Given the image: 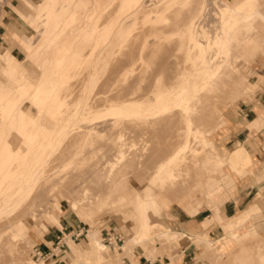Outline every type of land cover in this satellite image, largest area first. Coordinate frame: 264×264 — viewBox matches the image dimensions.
<instances>
[{
	"label": "rangeland",
	"instance_id": "rangeland-1",
	"mask_svg": "<svg viewBox=\"0 0 264 264\" xmlns=\"http://www.w3.org/2000/svg\"><path fill=\"white\" fill-rule=\"evenodd\" d=\"M28 1L31 3V0H0V19L12 4L24 15L30 14L24 17L17 12L30 28L26 18L37 24L35 29H29L30 37L26 38L29 49L34 46L33 56L27 51L25 56L14 42V53L23 62V65H19L16 80L36 85L43 79L46 70H52L54 75L51 83L56 85V89L43 112L30 103L22 106L23 111L42 123L45 129L35 141L33 153L27 162L19 166L16 174L0 161V177L8 176L4 181L0 180V264H45L33 256L36 248L33 247V234L53 225L61 228L59 219L63 216L80 224L81 228L90 229L89 232L98 230L93 235L91 249L93 253L95 239L104 244V252L107 253L104 256L108 260L101 264H114L110 254L120 255L116 245L111 248L105 245L108 237L102 240L104 235L100 229L108 228L109 224L116 226L125 236V243L120 245L123 255L130 253L136 245H141L147 256L168 253L169 236L165 239L162 232L152 231L151 236L143 233L140 242L133 245V233H142V227L128 220L130 214L135 212L130 205H125L123 209L103 210L90 221L73 209L67 197L71 191H77V196L87 188L90 189L87 193L92 196L89 198L98 194V180L102 179L98 175L96 177V169L100 168L101 171L107 160L113 159L114 152L118 153L115 148L119 141L124 144L122 150L126 163H129V172L123 174L122 178H129L127 180L136 188H143L147 181L144 174H149L150 179L153 167L158 165L154 163H159L162 152L176 148L179 140L183 139L180 133L183 132L181 114L184 116V113L176 107V99L186 90L179 107L186 104L192 106L188 113L193 116L195 129L205 136L208 146L199 143L198 139L192 141L202 151V157L190 162L184 173H179L178 178L183 186L171 188L173 182L164 179L166 188L162 189L157 183L153 189H147L146 196L149 198L154 194L159 203L165 202L164 206L159 204L156 208L151 202L148 214L153 217L171 205L183 207L189 204L187 196L196 188H192L193 184L197 185L199 191L207 180L202 167L211 164L206 169L208 173L210 169L214 172L224 165L213 152L210 139L214 142L224 110L252 92L248 88L249 69L258 56L264 55V20L247 22L242 16L239 17L231 28V41L223 55L211 60L217 50L214 45L213 49L204 50L208 45L205 36L209 33L213 37L219 32L220 6L228 4L236 8L241 5L240 2L55 0V12L45 13L44 6L51 0H32L34 5L43 2L40 12L32 10ZM257 2L244 0L246 10L254 13L255 8L258 10ZM15 19L22 24V21ZM44 20L46 25L42 26ZM250 39L252 44L248 46L247 41ZM210 65L214 69L220 67L218 74L214 72L215 76L206 74ZM212 76L215 79L221 77L217 84L209 85L194 102L193 97L202 91ZM0 81L6 82L1 74ZM1 82L0 88L7 89ZM156 94L161 96L156 99ZM160 102L169 104L168 113L161 112ZM138 107L141 108L140 119L134 122L128 120V113ZM112 110L123 113V117L112 120ZM7 121L0 112V151L9 136L8 131L15 134L12 129L14 126H9L5 123ZM121 136L122 141L119 140ZM12 140L13 136L10 135L9 141ZM14 143L19 145V142ZM214 146L221 154L215 143ZM163 159L164 163L158 166L162 168V173H154L157 182L158 176L164 177V169L167 172L170 168L166 161L170 159L169 156ZM13 174L17 176L12 179ZM178 180L174 179L175 182ZM110 181L114 184L115 177ZM155 220L158 218L152 219L154 223ZM27 227V236L24 238ZM17 234L23 239H16ZM156 243L160 244V249L154 248L153 244ZM233 259L230 254L228 263L231 264Z\"/></svg>",
	"mask_w": 264,
	"mask_h": 264
},
{
	"label": "crops",
	"instance_id": "crops-1",
	"mask_svg": "<svg viewBox=\"0 0 264 264\" xmlns=\"http://www.w3.org/2000/svg\"><path fill=\"white\" fill-rule=\"evenodd\" d=\"M223 1L230 4L240 2V6L244 5V0ZM258 3V10L255 8L254 13L264 17V0H258ZM28 4L32 10L40 12L41 5H34L32 0L31 3L28 1ZM17 12L23 14L20 9L11 4L0 19V74L6 79L5 83L0 82L7 88H0V112L8 120L5 123L14 126L12 129L15 133L8 131V135H12L13 140L10 142L9 136L7 137L0 151V161L6 164V168H12L16 174L19 166L24 165L33 153L35 141L39 135L45 132L44 125L26 114L22 106L30 103L43 112L56 89V85L51 83V77L54 75L52 70H46L43 73V79L41 78L36 85L16 80L19 65L21 63L23 65V62L19 61L14 53L16 50L13 47L14 42L25 56L26 51L33 56L34 46L32 45L29 49L26 38L30 37L29 29L37 25L35 21L26 18L30 28ZM23 16L28 17L30 14H23ZM15 18L22 21V24ZM10 60L19 64L12 74H10L11 66L8 64ZM225 64L226 61L224 66ZM249 70L251 74L248 88L252 92L224 110L221 123L217 126L214 142L210 139L213 152L218 161L224 165L215 169L214 172L210 169L207 173L206 169L210 168L211 164H205V168H202L205 172L204 178L207 180L199 191H197V185L193 184L192 188H196L187 196L190 205L186 204L183 207L171 205L168 209L164 208L160 215L152 218H158L155 222L162 227L165 239L169 236V252L147 256L145 249L141 245H136L130 253L123 255L120 253V246L117 248L120 249L119 257L115 253L109 256L114 264H229L228 257L232 252L234 259L237 260L235 263L244 264L246 254L237 250L240 244L243 246L244 242L249 243L250 240H260L264 244V55L258 56ZM220 77L205 83L202 91L193 97L194 102L209 85L217 84ZM200 88L201 84L198 86L199 90ZM15 97L18 98L17 101ZM184 130L187 135L184 142H181L180 162L169 169L172 174L171 179L175 178V180L179 179L178 173L185 172L190 162L202 157V151L191 144V141L198 139L199 143L208 146L205 136L200 135L195 126H185ZM14 141L19 142V145H15ZM214 143L221 154L215 149ZM1 154H5L7 160ZM16 174L12 175V179L17 176ZM7 177L2 176L0 180L4 181ZM59 221L61 228L53 225L46 230H41L40 233L33 234V247L42 254L49 253V250L57 243L62 246L55 256L44 257L43 262L45 264H94L90 262L93 256L91 246L93 235L98 230L89 232L90 229L81 228L80 224L69 217L63 216ZM116 228L110 224L108 228L102 227L100 229L101 234L104 235L102 240L104 241L110 234H121ZM27 229L28 227L24 230V238L27 236ZM234 235H237V238H234ZM127 238L129 240V237ZM105 245L109 248L113 247L108 243ZM153 245L155 249L161 248L159 243ZM234 250L237 251L234 253ZM250 253H247V257L249 256L247 263L264 264V247L262 255Z\"/></svg>",
	"mask_w": 264,
	"mask_h": 264
},
{
	"label": "bare ground",
	"instance_id": "bare-ground-1",
	"mask_svg": "<svg viewBox=\"0 0 264 264\" xmlns=\"http://www.w3.org/2000/svg\"><path fill=\"white\" fill-rule=\"evenodd\" d=\"M253 1H255V0H253ZM54 2H55V0H51L49 3H47L44 6V9L43 10L45 11V13H47V12L54 13L55 12V10L53 8ZM245 6L246 5L239 6V7H236V8H233V7H231L228 4H223L222 6H220L221 9H220V11H218V13L220 15V23H219V26H218L219 32L216 33L215 36H213V37L209 36V33L206 34L207 37L204 35L205 38H206V42L209 45V46L207 45V47H204V50H209V49L211 50V49H213V45H214V49L217 50V51H215L214 56L211 57V60L212 59L215 60V59L219 58L220 55H223L224 49H226L228 43H230V41H231V36H230L231 28L236 25L237 19L239 17L242 16L244 18V20H246L247 22H249V21L250 22L251 21L252 22H255L254 20L256 19V23H257L259 21V19H263L264 20V17L262 15L256 14V13H253V12H248L246 10ZM0 14H1V9H0ZM189 22L190 21H188V23ZM45 25H46V20H44L42 22V26H45ZM36 27L37 26H34V29ZM178 32H179V30H178ZM191 41L193 42L192 39H191ZM198 43L201 46V43H200L199 39H198ZM251 44H252V39H250V40L247 41V45L248 46H250ZM256 47L257 46H255V48ZM191 49H192V47H191ZM258 49H260V46L258 47ZM258 49H255V50L257 51ZM249 50L250 49H247V51L250 53L251 51H249ZM258 53H260V51H258ZM206 56H207V53H206ZM256 56H258L257 53H256ZM206 58L208 59L209 57L207 56ZM8 59H10V58H8ZM8 64L11 66L10 67V71H11L10 74H12V72L14 70H16L18 68V65H19L14 60H10ZM219 70H220V67L219 66H217L214 69V67H212L210 65L209 69H207L206 74L208 76H211V74H213V76H215L214 72L217 73V72H219ZM213 76L211 78H209L210 82H211L212 79H214ZM186 93H187L186 90L183 91V92H181L177 96V99H176V101H177L176 102V107H178V109L182 110L183 113H184V116H183V114H181V122H182V125H183L181 127H182V131L183 132L180 133V134H182L183 139L182 140H179L180 143H179V145L177 144L178 146L176 148H173V149L170 148L171 150H167V152L169 151L168 153L166 151H165L166 154H164L165 152L164 153L162 152L161 157H160L161 159H160L159 163L158 162H155L154 163V164L157 163L158 165L155 168L153 167V173H151L152 176H151L150 179L148 178V175L149 174L147 176H146V174H144L145 175V178H147V181L149 179L148 182L147 181L145 182L146 185L145 186L143 185V188L142 187L141 188H136L132 183H130L129 180H127L129 178L126 179V178H124V176L122 178V175L123 174H128V172H129V170H128L129 169V163H126V161H127V160H125L126 159V156L124 154V151L122 150L123 149L122 146L124 147V144H123V142H120L119 141V143L116 144L117 146L115 148V149L118 150V153L115 154V152H114L113 159L112 158L111 159H108L107 160V164H105L103 168L101 167V171H99L100 168L99 169H96V177L98 175V178L101 177L100 179H102L100 181L97 178L98 184H99V189H100V190L98 189V191H99L98 194H96L93 198H91L92 196L89 195V193H87L90 190L88 188L87 189H84L83 191H81V193H79L77 196L75 194V192L78 193L77 191H75V192L74 191H71L69 193V198L67 197V199L70 201L71 206L73 207V209L75 211H77V213L81 217H85V218H87L88 220L91 221V220H94L101 212H103V210L113 209V208H121V209H123L125 207V205H130L134 209L135 212H134V214H130V218L129 219L133 223H137L138 226H141L142 227V229H141L142 230L141 231L142 233H139L138 234V231L135 234L133 233V239H132L133 245L134 244L136 245V244H138V242H140V239H142L141 237L143 236L142 235L143 233H144L145 236L146 235H150L153 232H155V233L156 232H162L163 233L162 227L159 224L154 223L152 221L153 215H149L148 214V210H149V207L152 206L151 202L154 204L155 208L159 204H160V206H164L165 202L163 203V202L160 201V203H159V200H157V198L154 197L155 196L154 194H152L148 198L146 196V192H147V189H150L151 187H152L151 189H153L156 186L157 183H158V186H160L162 189L166 188L165 187L164 179L165 180H168L169 182H173L172 183L173 186H171V188H174V187H177V186H179V188H180V185L183 184V183H180V179L178 180L179 182L178 181L175 182L174 181L175 178L171 179L172 178V174H171V172L169 170L170 168H168V171L167 172H165V169H164V177L158 176V178H159L158 179V182L156 180H154V178H155L156 174H161L162 173V168H158V166H160V163H162V164L164 163V161H163L164 159L163 158H166V157L169 156L170 159L169 160H166L167 163L169 164V167L174 168L177 164H179V162H180V160H179V154L182 152V149H181L182 143L181 142L182 141L184 142V140H185L184 138L187 135V133H185V130H184L185 129V126H188V125H189V127L190 126H194L193 116L189 115V113H188V111L192 108V106L189 105V104H186V105H183V106H180L179 107V105L182 103V101H183ZM159 96H161V95L160 94H156V99H158ZM131 106H133V105H131ZM140 109L141 108L138 107V108H134L132 111H130V113H128V115H127L128 116V120H132L133 122L139 120L140 119L139 116H141V110ZM159 109L161 110V112L163 111V113H168L169 104H167V102H160L159 103ZM110 115L112 116V120H115V121H117L119 118L123 117V113L117 112V111H114V110L110 111ZM176 136H178V134ZM119 140H121V141L123 140L122 136L119 138ZM31 142H33V141H31ZM82 148H83V146H82ZM81 151H83V149ZM157 155H159V154H157ZM133 161H135V160H133ZM155 161H157V160H155ZM105 163H106V161H105ZM133 165H134V163H133ZM98 167H100V166H98ZM131 173H132V171H131ZM154 173H156V174H154ZM127 176L128 175H126L125 177H127ZM114 177H115V182L113 184V182L110 181V180L111 179H114ZM117 177H120L121 179L118 178V180H116ZM178 177H179V173H178ZM145 178H144V181H145ZM190 183H192V182H190ZM185 185L186 184H184V186ZM187 186L189 187L188 184H187ZM184 189L187 190L188 188L185 187ZM171 190L173 192V189H171ZM178 191H179V189H178ZM181 192H182V190H181ZM174 193H176V191ZM89 196H91V197L89 198ZM155 211H156V209H155ZM156 212H159V211H156ZM52 220H55V219L52 218ZM15 238L16 239L17 238L23 239L20 234H17L15 236ZM236 238H237V236H236ZM262 242L263 241H260V240L259 241L258 240H253V241L250 240L249 243L244 242V245L243 246H242V244H240V246H239V248L237 250L243 251L244 252V255L246 254V259H245L246 262L244 260V264H249V263H247L248 262V259L247 258L249 257V256L247 257V253H248L247 251H250V252L252 251L253 253L261 254L262 255V248L264 247V244ZM94 243H95V245H94L93 253H92L93 256L90 259L91 260L90 262L91 263H94V264H101L102 262L104 263L105 260H108L107 256H104V253H105L104 252V248H103L104 244L102 245L101 242H99L97 239H95V242ZM236 251L234 250V253ZM244 258H245V256H244ZM255 259H256V257H255ZM251 260H253V259H251ZM236 261L237 260L234 259V261H232L231 264H236L235 263ZM216 262H217V260H216Z\"/></svg>",
	"mask_w": 264,
	"mask_h": 264
},
{
	"label": "built area",
	"instance_id": "built-area-1",
	"mask_svg": "<svg viewBox=\"0 0 264 264\" xmlns=\"http://www.w3.org/2000/svg\"><path fill=\"white\" fill-rule=\"evenodd\" d=\"M107 243L109 245H116L118 248H120V245H122V243H124V237L119 234V233H114L112 235H110L108 238H107ZM62 248L61 245H59L58 243L55 245V247H53L52 249L49 250V253L47 254H42L40 253V251H38L36 248L34 249V254L33 256H37L36 259L40 258L41 260H43L44 257H52V256H55L56 253H58V251H60Z\"/></svg>",
	"mask_w": 264,
	"mask_h": 264
}]
</instances>
